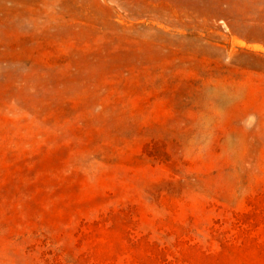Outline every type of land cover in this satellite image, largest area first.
Listing matches in <instances>:
<instances>
[{
    "label": "rangeland",
    "instance_id": "rangeland-1",
    "mask_svg": "<svg viewBox=\"0 0 264 264\" xmlns=\"http://www.w3.org/2000/svg\"><path fill=\"white\" fill-rule=\"evenodd\" d=\"M0 264H264V0H0Z\"/></svg>",
    "mask_w": 264,
    "mask_h": 264
}]
</instances>
